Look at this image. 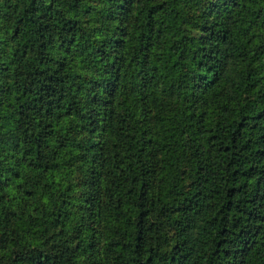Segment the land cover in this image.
<instances>
[{
	"label": "trees",
	"instance_id": "obj_1",
	"mask_svg": "<svg viewBox=\"0 0 264 264\" xmlns=\"http://www.w3.org/2000/svg\"><path fill=\"white\" fill-rule=\"evenodd\" d=\"M263 79L264 0H0V264H264Z\"/></svg>",
	"mask_w": 264,
	"mask_h": 264
},
{
	"label": "rangeland",
	"instance_id": "obj_2",
	"mask_svg": "<svg viewBox=\"0 0 264 264\" xmlns=\"http://www.w3.org/2000/svg\"><path fill=\"white\" fill-rule=\"evenodd\" d=\"M254 96L257 97H261L263 96L262 98L258 99L259 100V108L257 110V116L256 118L253 119V122L257 123V122H260L262 119H263V116H261V111L263 110L264 108V79L259 81L255 91H254ZM175 104V103H173ZM256 130V129H255Z\"/></svg>",
	"mask_w": 264,
	"mask_h": 264
}]
</instances>
